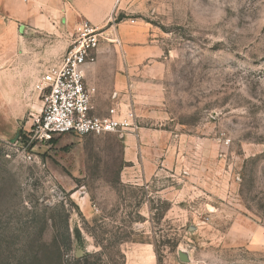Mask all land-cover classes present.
Returning a JSON list of instances; mask_svg holds the SVG:
<instances>
[{"label":"rangeland","instance_id":"1","mask_svg":"<svg viewBox=\"0 0 264 264\" xmlns=\"http://www.w3.org/2000/svg\"><path fill=\"white\" fill-rule=\"evenodd\" d=\"M113 6L107 40L124 20L155 48L161 76L141 122L167 134L166 154L147 183L135 184L125 173V130L30 142L44 96L31 80H11L1 59L0 72L10 74L4 83L15 86L8 97L16 121L0 133V253L15 254L27 238L61 240L67 211V258L102 252L90 261L264 264V0ZM47 38L55 55L46 54L43 69L69 48L65 35ZM43 46L33 40L31 55ZM33 58V70L41 68Z\"/></svg>","mask_w":264,"mask_h":264},{"label":"crops","instance_id":"2","mask_svg":"<svg viewBox=\"0 0 264 264\" xmlns=\"http://www.w3.org/2000/svg\"><path fill=\"white\" fill-rule=\"evenodd\" d=\"M114 12L113 0H0V50L5 47L9 50L7 58L0 54V63L4 59L12 66L9 70L13 69L16 76L11 80H31L32 89L42 94L38 88L41 75L46 70L42 65L47 62L46 54L55 55V48L53 50V45L48 44L47 37L65 35L69 47L74 40L70 39L78 34L83 21L101 28L104 38L99 43L96 60L84 67V80L91 92L90 113L107 116L116 100L131 107L136 126L122 134L124 157L130 163L125 173L133 183L143 184L155 175L157 162L166 154L168 147L167 134L141 122V115L146 110L144 106L153 103L150 89L160 79V66L153 57V45L138 40L141 35L129 28L127 21L115 23L117 39L107 40V25L111 23ZM33 40L44 45L34 55L42 59L43 62L38 63L41 68L34 70ZM9 75L0 72L1 135H9L8 131L15 127L16 121L15 103L8 97L10 89L15 86L10 82L4 83Z\"/></svg>","mask_w":264,"mask_h":264},{"label":"built area","instance_id":"3","mask_svg":"<svg viewBox=\"0 0 264 264\" xmlns=\"http://www.w3.org/2000/svg\"><path fill=\"white\" fill-rule=\"evenodd\" d=\"M103 38L101 28L83 21L61 60L43 72L38 86L43 106L26 133L30 142L47 143L67 133L89 135L135 128V113L121 100L114 102L107 116L90 113L91 92L84 80V67L96 60Z\"/></svg>","mask_w":264,"mask_h":264},{"label":"trees","instance_id":"4","mask_svg":"<svg viewBox=\"0 0 264 264\" xmlns=\"http://www.w3.org/2000/svg\"><path fill=\"white\" fill-rule=\"evenodd\" d=\"M69 216V212L66 211L64 237L61 240L57 238L20 240L15 254L0 253V264H93L90 258H99L102 252L87 253L81 257H66L71 251ZM123 258L125 260V255Z\"/></svg>","mask_w":264,"mask_h":264}]
</instances>
